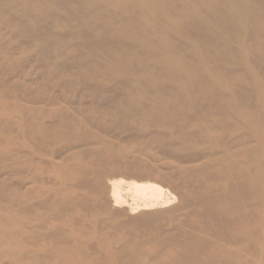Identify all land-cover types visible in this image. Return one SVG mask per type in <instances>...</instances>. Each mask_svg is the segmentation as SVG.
Listing matches in <instances>:
<instances>
[{
	"label": "bare ground",
	"instance_id": "1",
	"mask_svg": "<svg viewBox=\"0 0 264 264\" xmlns=\"http://www.w3.org/2000/svg\"><path fill=\"white\" fill-rule=\"evenodd\" d=\"M0 264H264V0H0Z\"/></svg>",
	"mask_w": 264,
	"mask_h": 264
}]
</instances>
